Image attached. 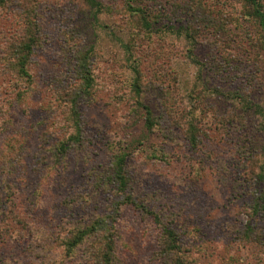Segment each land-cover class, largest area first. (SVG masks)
I'll return each instance as SVG.
<instances>
[{"label":"rangeland","instance_id":"374dc122","mask_svg":"<svg viewBox=\"0 0 264 264\" xmlns=\"http://www.w3.org/2000/svg\"><path fill=\"white\" fill-rule=\"evenodd\" d=\"M100 2L104 11L97 22L85 0L0 3V173L9 189H19L22 208L40 188L46 196L40 208L33 203L38 212L25 217L24 225L0 217V261L50 264L58 256L56 247L49 252L37 247L34 226L61 235L58 227L79 226L81 215L92 221L118 212L116 264H165L163 227L179 234L187 264H264V248L232 233L250 223L264 226V215L250 216L257 195L264 192V183L257 181L264 163L263 120L253 107H264V50L252 46L259 44L262 34L244 16L245 1L176 0L174 5L159 0L153 12H165L164 20L173 29L165 28L161 39H138L129 50L134 27L127 11L130 3ZM28 9L36 11L40 43L30 59V78H24L10 70L6 49L25 32ZM216 18L229 25L230 33L212 29ZM86 51L96 68L92 88L82 97L85 144L81 152L69 151L56 165L59 153L51 148L70 133L62 120L55 126L42 106L56 91L79 90L77 63ZM194 60L209 68L204 81ZM135 64L144 85L143 101L156 118L151 133L134 98ZM204 85L212 95L213 107L206 116L211 127L194 147L185 121L196 111L197 103L189 99L193 89ZM163 89L171 97H164ZM253 150L259 153L256 160ZM123 151L130 154L128 188L134 205L125 204L109 182H100ZM6 153L9 162L1 161ZM140 206L159 213L161 225ZM9 223L21 234L13 236ZM67 264L96 263L92 256H78Z\"/></svg>","mask_w":264,"mask_h":264},{"label":"trees","instance_id":"16d2710c","mask_svg":"<svg viewBox=\"0 0 264 264\" xmlns=\"http://www.w3.org/2000/svg\"><path fill=\"white\" fill-rule=\"evenodd\" d=\"M5 1L8 0H0V3H4ZM158 1L159 0H128L130 4H127V11L131 20V26L134 27L131 29L133 39H129V42L126 45L127 50L131 49L133 44H135L138 39L140 40L143 37H146L150 40H154L155 38L161 39L162 34L166 33L168 29H173L172 26H169V24L166 23L167 20H164V18L167 17L165 12L160 9L157 10V13L153 12L154 10L152 9V5L158 3ZM167 1L173 3L174 5L176 4V0ZM244 1L247 7V12L244 13V16L247 17V20L252 19L251 21L258 25L257 28L262 34L261 39H259V44L254 43L252 46L255 50L257 48H259L260 51L262 49L264 50V0ZM85 3L90 9L92 18H94V20L97 22V20H99V15L104 11L103 4L100 2V0H85ZM203 7L204 5L202 4L201 8ZM214 12H216V10H210V14H214ZM23 19L25 20L24 22L26 25V30L21 36H16V39L14 38V40L11 41L12 43L10 47L6 49L8 52L7 58H9L6 60L9 63L8 65L10 70H17L19 74H22V77L30 78L28 67L29 63L31 62V56L34 54L35 48L40 43V29L38 26V17H36L35 9H28ZM211 22L212 29H215L216 33H230L231 29L229 25L224 24L223 21H218V18ZM89 54L90 53L86 51L85 54L80 55V59L77 63L78 79L81 81L77 86L79 90L75 93L72 91L63 90L56 91L55 98H46L47 103L45 106H42L45 107L44 112L55 126L62 120V122L65 123V125H63L65 132L70 133L67 139L61 141L62 143L59 145L55 144V146L51 148L52 151L59 153L53 161L56 165L62 164V161L67 157L69 151H72L73 149H82L85 144L84 138L86 136V130L85 126L83 125L84 114L82 112V97L85 94L87 95L88 90L92 88L94 81L93 72L96 68L95 64H93L94 62L91 60L92 57L89 56ZM224 58L227 60L229 57L225 56ZM194 62L197 66L201 67L199 68V76L201 81H204V73L207 69H209L208 66L205 63L197 62V60H194ZM131 70L137 75L135 83L132 85L135 102L136 105L144 111V119L146 121L145 127L147 132L151 133L157 126V123H155L156 118L151 107L148 104H145L143 101L142 87H144V85L141 83V81H139V75H141L139 67L135 64L131 67ZM248 78H251V76ZM252 79L254 80V78ZM176 80L177 79L175 77L174 82H176ZM247 84L248 87L251 88L252 83L248 82ZM72 89L74 88H71V90ZM167 90L163 89V96L171 97L172 93H169ZM193 90L194 91L191 94V98L189 99L194 100L195 103H197L194 107L196 111L197 109L200 110V114H197V112L194 111L192 117L185 121V125L188 128V136L190 137L192 145L197 147L201 137H206L208 130L211 127L208 125V119L206 116L209 114L210 108L213 107V104L210 102V97L212 95L210 94L209 86L207 87V85H204L203 88H197ZM247 106L251 108L255 107L256 113L263 120L262 127L264 129V107L260 105H254L252 107V104L248 103ZM233 117H237V114H233ZM227 124H229L228 121ZM167 138L169 139L170 137L167 136ZM134 142L136 143V141ZM250 143L252 145H257L254 140H250ZM256 148L258 147L256 146ZM250 153L251 157L256 160L259 153L256 150H253ZM129 155L130 154L128 151L119 152V154H117L113 159L109 168V172L106 175L102 174L104 176L103 179L102 176L100 177V182H103L104 180L109 182L111 188L117 189V195L119 194V196L124 197L123 201L125 204L130 203L134 205L132 196L129 193L131 190L128 188L131 183L128 172L129 170H127V159ZM1 161H10L7 153L2 155ZM260 169L261 172L257 176L259 177L257 181L264 183V163L260 166ZM3 171L5 172V169ZM8 173L12 174L13 171L10 170ZM9 185L10 184L7 181V178L3 176V172L1 171L0 217L3 220L12 219L13 224L24 225L25 217L29 218L32 217L33 214H36L38 210L35 208V206L38 207L39 205L38 208H40L42 201H44V197L46 196H43L44 193L39 187L40 189L35 192V199L30 201L27 206L22 208L20 206V202H18V199L20 198L19 189L11 190L9 189ZM33 203L35 206H33ZM64 205L69 207L67 204ZM140 208L150 215L155 223L161 225V216L159 213L145 208L144 206H140ZM252 213L250 216L255 218H262L264 215V192L257 195V198L252 206ZM116 215H119V213L116 212ZM116 215L109 214L96 218L93 217L92 221L90 219H84L83 215H81L77 219L79 222H81L79 226H72V228H69L68 230H65L67 228L63 227L62 225L59 226L58 229L61 231V235H54L53 233L49 234V232L46 234L33 224L34 240L37 243H40V245H37V247L40 246L41 249L43 248L47 250V252L53 250V248L56 247L55 251L58 256L52 259L50 264H67V262L74 260L78 256H87L88 259L92 256L96 264H116L119 254L118 245L121 237L119 236L120 230ZM10 225L12 226L13 236L16 237V235L21 234V232L15 229L11 223H9V226ZM232 233H235L236 238L239 240L243 241L246 239L249 243H253L255 246L261 247L262 249L264 248V226L258 227L256 225H251L250 223L247 224L243 229H238L237 231L234 230ZM54 236L55 239L53 240ZM161 242L165 264H187L181 253L179 234L174 229L163 227ZM39 255L43 254L40 253ZM44 259H46V257ZM3 262L4 261H0V264H3Z\"/></svg>","mask_w":264,"mask_h":264}]
</instances>
